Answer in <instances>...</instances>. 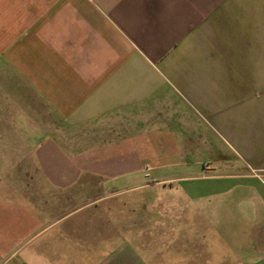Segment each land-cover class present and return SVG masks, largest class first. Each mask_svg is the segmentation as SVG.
Masks as SVG:
<instances>
[{"label":"crops","instance_id":"crops-1","mask_svg":"<svg viewBox=\"0 0 264 264\" xmlns=\"http://www.w3.org/2000/svg\"><path fill=\"white\" fill-rule=\"evenodd\" d=\"M211 160L260 185L247 236L145 238ZM262 214L264 0H0V264H264Z\"/></svg>","mask_w":264,"mask_h":264},{"label":"rangeland","instance_id":"rangeland-1","mask_svg":"<svg viewBox=\"0 0 264 264\" xmlns=\"http://www.w3.org/2000/svg\"><path fill=\"white\" fill-rule=\"evenodd\" d=\"M211 169V170H210ZM202 172V171H201ZM192 174L191 178L179 180L176 183L156 185L153 192L157 193L158 207L153 213L160 222L176 220V226L167 227L159 223V227L145 226L143 236L149 237L157 232L161 237L179 238L184 231H189V226L195 220L208 219V226L202 235L210 238H221L223 242L215 243V251L226 252L234 238L244 236L247 233L254 217L249 208H256L259 197L253 194L251 188L260 186L258 181L247 178L227 177L243 175L240 166H231V163L209 161L202 173ZM187 193V194H186ZM251 203H255L251 205ZM254 206V207H253ZM151 213L146 209L144 216ZM259 219V218H258ZM264 222V215L259 219ZM247 236V234H246ZM264 239V235L258 232L252 237L253 242ZM168 244L161 243V250H165Z\"/></svg>","mask_w":264,"mask_h":264}]
</instances>
